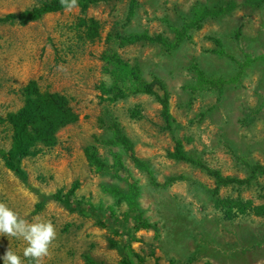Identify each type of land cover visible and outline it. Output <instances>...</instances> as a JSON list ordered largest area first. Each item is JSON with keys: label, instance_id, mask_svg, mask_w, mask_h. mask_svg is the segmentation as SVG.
Instances as JSON below:
<instances>
[{"label": "rangeland", "instance_id": "374dc122", "mask_svg": "<svg viewBox=\"0 0 264 264\" xmlns=\"http://www.w3.org/2000/svg\"><path fill=\"white\" fill-rule=\"evenodd\" d=\"M41 0H0V17L31 8ZM231 0H138L130 14L129 0H105L72 11L64 9L20 25H0V149L7 150L12 130L6 115L24 102L23 89L35 80L42 91L69 98L78 119L62 128L57 144L23 160L28 185L0 159V202L29 222L50 220L57 237L42 264H121L109 241L122 243L93 216L69 211L55 201L34 212L40 200L35 190L50 194L67 190L73 181L77 197L116 222L132 226L128 187L113 167L111 152L120 153L137 182L144 221L136 223L129 246L140 256L136 264H264V216L252 213L232 218L214 206L213 179L197 166L170 156L174 142L165 128L161 106L153 95L137 93L111 101L107 55L117 53L139 69L145 81L160 79L169 93L170 111L179 124L184 149L223 175L245 178L248 164L264 165V3H239L230 13L205 19L199 28H184L200 6ZM98 24L88 39L82 20ZM147 33L167 45L138 41L119 44L115 35ZM183 36V38L181 37ZM220 80L218 87L201 82ZM243 67L242 73L239 70ZM136 111V117L131 111ZM117 121L132 141L135 155L150 163L158 185L150 184L127 154L112 140ZM95 145L108 165L95 171L84 148ZM249 185L221 187V197L264 201V177ZM26 242L0 236V256L7 248L23 257ZM0 264L3 260L0 259Z\"/></svg>", "mask_w": 264, "mask_h": 264}, {"label": "trees", "instance_id": "16d2710c", "mask_svg": "<svg viewBox=\"0 0 264 264\" xmlns=\"http://www.w3.org/2000/svg\"><path fill=\"white\" fill-rule=\"evenodd\" d=\"M105 0H78L82 12H85L89 5ZM239 3H249L254 6H260L264 0H231L225 4L213 6L196 7L192 18L184 28V34L188 29L199 28L201 23L207 18H216L232 12ZM138 5V0H129L130 14ZM63 10L60 0H41L31 8L19 12H11L0 17V25L5 23L17 22L20 25H27L30 22L42 18L46 14L55 13ZM82 26L85 28V34L88 39H93L98 33V24L92 18L82 20ZM183 38V36H181ZM115 40L119 44H131L138 41L156 42L167 45V41L160 36H151L147 33H136L128 36L116 34ZM108 62L112 65L109 74L111 76V85L105 87L104 91L108 99L115 101L126 97L127 95L145 93L155 97L161 106V115L165 123V128L169 132L174 142L173 151L170 156L175 160H180L204 170L214 181V188L211 189L213 203L219 208L225 217L232 218L237 214L252 213L255 216H264V201L254 205L251 201L243 200L241 197L224 198L219 195L221 187L233 185H249L255 183L260 186L258 180L264 177V165L260 163L248 164V175L245 178L223 175L220 170L214 169L202 162L201 159L192 157L184 149L182 138L179 135V124L171 114L169 104V93L164 83L154 78L151 81H145L139 72L138 67L131 66L124 61L117 53L112 52L107 55ZM194 70L198 74L200 81L205 82L210 87L217 86L221 93L220 80H208L203 78L196 64ZM243 67L239 70L242 73ZM23 105L15 112L6 115V121L11 127V143L7 150L0 149V159L4 166L11 171L23 184L28 185V174L23 167V160L27 157L35 156L43 148H52L57 144L58 132L78 119L76 112L70 104L69 98L59 92L42 91L35 80H30L23 89ZM131 116L136 117V111H131ZM112 140L111 145L118 146L127 154L133 165L143 171L150 184L157 186L156 175L153 167L145 160L138 158L134 153L133 143L126 136L123 128L117 121L111 124ZM85 158L91 168L95 171L105 170L108 166L106 162L98 155L96 146L91 144L84 148ZM113 158V167L119 171L128 187V203L133 213L135 222L139 225L144 219L143 212L140 209L139 197L140 191L137 182L134 180L126 165L123 156L118 152H111ZM80 187L78 180L72 182L67 190L59 188L50 194L42 193L38 190L36 194L40 200L36 203L34 212H40L44 209L46 203L50 200L61 204L69 211L88 214L95 218L96 223L101 227L111 230L114 235L126 236L122 243L110 240V246L116 248L121 256V264H136L140 256L135 253L129 244L134 240L132 231L137 227L136 223L132 226L121 225L111 216L101 210H96L90 201L81 200L77 197V191ZM89 264H98L87 258Z\"/></svg>", "mask_w": 264, "mask_h": 264}, {"label": "clouds", "instance_id": "9594fccd", "mask_svg": "<svg viewBox=\"0 0 264 264\" xmlns=\"http://www.w3.org/2000/svg\"><path fill=\"white\" fill-rule=\"evenodd\" d=\"M60 5L65 11H72L79 6L78 0H60ZM0 236L22 239L27 245L23 250V257L34 264H42L44 258L50 254L57 231L50 220L29 222L6 203L0 202ZM0 259L3 264H24L21 256L11 248H7Z\"/></svg>", "mask_w": 264, "mask_h": 264}]
</instances>
